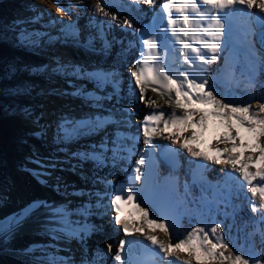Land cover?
Segmentation results:
<instances>
[{"label":"snow or ice","instance_id":"snow-or-ice-1","mask_svg":"<svg viewBox=\"0 0 264 264\" xmlns=\"http://www.w3.org/2000/svg\"><path fill=\"white\" fill-rule=\"evenodd\" d=\"M127 2L131 5H153L155 0H127ZM55 3L57 10L62 14L61 22H63V16L71 17L74 10L82 7L79 4L61 3V0H55ZM108 7L109 5L103 3V0H96L93 6L94 14L105 17L109 28L119 27L125 31L130 30L134 34L139 45V58L135 60L134 70L131 71V77L135 81L132 92L136 94L137 101L153 109L143 118L145 151L135 160V167L131 169L129 180L142 187L147 184L152 167L151 149L157 147L152 137L159 135L169 139L174 145L178 144L193 158L231 166L233 172L239 173V177L231 176L229 173L225 176L233 180H242L243 183L240 186H247L248 192L251 193V212L264 213V102L258 103L256 111H253V105L246 101L222 99L220 98L222 93L214 87V82L210 83L202 75L206 71L204 65L216 63L217 54L224 46L226 32L231 34L232 20L238 13L247 17L250 27L255 25L261 29V40L264 43V15H260L264 13V0H162L159 5V16L151 25L143 27L136 26L137 21L131 15L121 18L117 13L107 11ZM253 8L259 9V13L251 12ZM66 34L73 37L79 36V31L74 27L71 19L67 24ZM117 42L115 37L111 40L102 37L101 50L107 52ZM121 47H123L122 44ZM251 55L260 56L259 67L261 73H264V52ZM74 72L93 79L98 86L112 85L113 95L106 99L120 105L119 80L115 71L96 69L86 72L76 67ZM248 84L252 88L256 87L255 74L249 73ZM148 88L158 93L172 111L160 110L155 100L146 98ZM95 99L99 100L98 97ZM130 111L131 109L116 107L113 109V118L110 120L91 117L78 121L61 119L56 126V137L63 142L103 131L109 126H116L117 131L112 136L101 141L99 145H93L90 151L79 154L80 159L93 162L97 168L105 167L109 159L115 164L127 158L125 153L130 156L132 151L127 145L129 138L119 132L123 114ZM117 115L119 119L116 118ZM210 118L219 121V126L225 129L221 139L215 142L216 145L224 144L225 147H215V155L196 150L195 141L198 138L196 132L186 134L191 128H202ZM165 133L167 136H164ZM170 151L175 152V150ZM166 159L170 157L166 156ZM37 163L40 162L37 161ZM203 167L205 166L196 164L191 169L193 183L197 181L199 170ZM256 181L261 183H255ZM102 183L108 185L112 182L104 179ZM139 191L140 189L135 188L133 184L122 185L116 194L110 197V206L114 209L112 219L116 225L121 226L126 237L130 236L134 230L149 241L154 246L153 252L156 257H159L160 264H176L169 257L175 255L177 250L186 252L191 259L197 261V264H264V260L258 256L246 254L240 249L233 251L235 245L232 248L229 247V242L219 223L214 224L208 231L197 225L187 231L183 238L173 236L170 231L172 225L165 223L166 217L150 218L149 209L140 206L137 202ZM127 203H132L143 221L161 229L168 237V242L165 243L150 231H145L143 226L136 224L130 226L129 221L119 214L120 205ZM99 206L101 205L97 204V207ZM42 209L45 212L43 230L53 239L71 237L84 243L86 237L96 231L95 226L89 227L86 224L73 227L66 209L47 205L43 201H35L23 215L17 214L6 222H0V239L14 233L26 218ZM88 213V208H82L79 214L83 217ZM261 219L264 220V217ZM132 243L140 244L142 241L127 239L119 241V247L114 256H111L112 264H128L124 253L126 245ZM261 243L264 245V238ZM156 248L159 249L158 252H155ZM108 251L111 254V244L108 245ZM37 253L39 255H36ZM32 254L36 255L35 264H69L67 261L58 260L50 251L44 249H34ZM91 264H95V261Z\"/></svg>","mask_w":264,"mask_h":264},{"label":"rangeland","instance_id":"rangeland-1","mask_svg":"<svg viewBox=\"0 0 264 264\" xmlns=\"http://www.w3.org/2000/svg\"><path fill=\"white\" fill-rule=\"evenodd\" d=\"M49 1L55 2V0ZM45 2L47 3V1ZM95 2L96 0H86V4H84L80 11L81 16L77 15L79 14V10H74L71 17H66L63 25H67L71 19L74 22V27L76 29L81 27L94 28L95 26H99L100 23L96 22V20H94L93 16L91 15L93 6L90 7V3L93 4ZM109 2L110 0H103V3L109 5L108 9H110ZM61 3L67 4L73 2L71 0H61ZM40 9L41 7L36 2V0H0V50L11 56V62L14 69L12 83H14V86L16 85L15 87L13 86V88H11V95L4 99L7 103L14 105L15 108L8 114L5 113L2 115L0 118V121L5 122V124H0V154L2 155V162L0 163V217L1 211L7 207L6 205L7 200L9 199V194L12 192V187L14 186V172H20L24 175L23 178L25 181L35 184L38 188L43 189L44 191L54 190L58 195H60L61 206H63L62 209L67 210L69 220L72 222L73 227H76L78 224H86L89 227L95 225V228L97 227V232L94 231L91 235L86 237L84 243H81L75 239H71L69 244H67V246L65 245L66 247L59 248V245L55 243V241L49 245L52 255H55L58 260L67 261L69 264H91L92 261H95L94 257L98 253L101 254V250L96 246L99 242L98 236H115V242L123 239L119 236V232L120 234L122 233L121 236H125L121 226L116 225L112 219L113 214L110 213L107 204L103 206L101 202L105 201V203H107L108 198L105 197V195L108 191V188L110 187V184L105 185L102 183V181L107 179L108 181L112 182V185H114V181L117 180V167L120 166L122 162L124 163L125 159L127 158L117 161L115 164H113L111 159H109L106 162V166L102 167V170L100 173H98L100 178L95 179L96 173L93 170V162L80 159L79 150H77V154H74L73 152H75V149L72 150V142H70V145L67 146L68 141L61 142L56 137V126L58 122L61 121L56 120L58 114V101L66 105V100L71 98H84V104H87L86 106L88 109L96 113V115L91 114L87 117L100 118L102 120L112 119L113 109L116 107L131 109L130 112H125L123 114L125 121L136 119V114L139 111H137V109L131 103L126 102L123 99L130 90V87L127 83L128 81H124L121 84V86L123 85L122 88L118 87L120 105H116L114 101H109L106 99L108 96L113 95L112 85L98 86L93 79H90L89 81L94 85L93 90L86 93L77 92V94H74V97L72 96L74 92H72V89H67L65 84H85V82H87L81 76L79 78L74 72L76 67L82 68L86 72H92L96 69H110V65L116 61L114 56H116L118 51L116 50L117 53H112L111 56L109 54L108 56L110 57H108L105 51L102 53L101 51L99 52L98 49L92 51L86 48V46L82 45L80 41L82 35H79V38L67 35L66 29L59 27H56L57 30L53 28L51 31H47L43 27V24L46 23L44 22L45 19L43 18L44 9H42L43 11ZM115 9L118 8L115 7ZM19 10H24V12L19 13ZM45 11L53 21L55 15L53 11L52 14L48 8L45 9ZM103 23L107 25V23ZM83 32L85 31L83 30ZM111 32L112 30H110L109 33ZM35 38L40 40L37 45H35ZM71 38H73V40ZM97 42L100 43L98 40ZM58 47L69 48L71 50H68L69 53H66V56L64 55L65 59H56L55 52H58ZM77 49L88 53L90 55V59L81 60L76 57V55H73V51ZM262 50L263 49L260 48V51ZM60 52H63V49H61ZM32 56H35L36 58L32 59ZM106 57L108 59L107 62H105ZM27 58L28 60H32V62H26ZM54 62L56 63L54 64ZM58 62L62 63L59 64ZM236 66L234 69L229 71L226 79L223 80L224 83H227L230 79L233 81L236 80V77H238L239 74L243 75V68L240 71ZM125 67L128 66L120 65V69L111 70L117 73L120 81L124 79L126 80L127 73L123 72L128 70L127 72L129 73L133 70L130 68L126 69ZM120 70L122 74L120 73ZM122 70L124 71L122 72ZM261 74L262 73L260 71L259 75L261 76ZM243 76H246L245 73ZM132 80L135 82L134 78H132ZM258 80L260 83L264 81L262 78ZM19 83L22 84V87H20ZM125 83L127 85H125ZM129 83L131 84V82ZM64 87L66 89H64ZM216 89L217 91L220 90L219 87ZM223 92L227 96L230 95V91L228 89L223 90ZM245 94H248L250 101H256L257 103L264 102V97L257 98V92H248ZM260 95H264V89L260 92ZM52 96L58 98L57 101L54 100L55 98ZM90 97L92 99H89ZM97 97L100 101L95 99ZM150 98L156 102L160 101H158L156 96L152 93H150ZM96 102L100 105L98 106ZM93 104L95 105L93 106ZM116 118L119 119V116L117 115ZM125 121H123V119L120 120L119 132L125 137L129 138L127 140V145L132 149L131 152H134L135 141L133 142V140L136 134V127L135 125L131 124H129L127 127L124 126ZM26 126H36L37 129H40L41 131H37L35 133L30 132L29 129H24ZM203 128L204 130L207 129V125L205 124ZM116 131V126H109L103 131H97L95 133L83 135L75 139H77L79 142V149H81V146H84L86 147V151H90L93 145H99L101 141L112 136ZM87 136H93L95 141L94 144H85L84 139H87ZM142 140H144L143 135ZM166 141L170 144L169 140ZM34 146L38 147V149H40V151H42L47 156L51 154L57 158L55 161H53L54 166L51 169L52 174H50V176L46 179V182L43 181V185H41V183L38 181V177L35 175L33 166L31 165V161L29 159L31 156H33L32 148H34ZM89 147L91 148L89 149ZM69 149H71L70 153ZM196 150H199V147H197ZM124 155L127 157L129 154L125 153ZM70 169L72 170V174L70 175L71 180L66 183L65 176L62 180L63 184L60 183L58 173L62 171L67 172V170L70 172ZM73 179L78 180V184L75 186L78 187L79 190L77 189V191L74 192L63 191L61 193L62 190H65L68 187H75L73 183H71V181L73 182ZM259 183L261 182L259 181ZM66 184H68V186ZM95 186L99 190L98 194H96L97 191H94L95 193L91 191V189ZM100 198H102V200ZM203 202L204 201H201V204L199 205L200 210L205 208V204L202 205ZM220 202L221 201L218 200L214 204H206V211L209 212V214H215V222L209 223L206 221L203 225L206 231H208L214 224L219 223L224 236L229 242L230 248H232L230 246L232 240L230 236L232 235L234 238H238V232L243 231L247 236V241L250 243V245L248 248L236 247L233 249V251L240 249L244 253L250 252L247 254L258 256L260 259L264 260V245L261 243L262 238L264 237H262L260 234L261 232H251L249 212L247 209H244L245 218L241 214V218L239 215L235 219L237 222L236 226L233 224L235 217L234 214H230L231 210L226 207L224 202ZM97 204H100L101 206L97 207ZM234 205L238 207V213L240 214L241 204ZM82 208L89 209V213L83 217L79 214ZM200 210H196L194 216L197 213L198 215L201 214L202 219L200 220L199 217L198 219H193L194 216L189 219L186 224L185 235L187 230L190 231L191 227L195 226L196 222H198L196 224L198 225L201 224L202 220H205V216ZM220 211L222 212V215L219 216L218 213ZM222 218H225V221L222 220ZM87 219L88 222H86ZM138 219V226H143L145 231L151 232L155 230L157 232V238L163 240L161 236V230L159 228H156L154 225L147 224V222L142 220V216H138ZM101 221H103V225H101ZM115 247L116 246H114V248ZM23 248L24 245L20 243L19 237H15L10 234L9 236L0 239V264H8L10 263V260H19L26 264H35L36 255L32 254L31 257L26 255V252H23L22 250ZM57 249H59V251H57ZM37 255L39 254L37 253ZM180 256L181 258L177 257V259L180 261V264H184L186 261L188 264H191L189 257L183 254Z\"/></svg>","mask_w":264,"mask_h":264},{"label":"bare ground","instance_id":"bare-ground-1","mask_svg":"<svg viewBox=\"0 0 264 264\" xmlns=\"http://www.w3.org/2000/svg\"><path fill=\"white\" fill-rule=\"evenodd\" d=\"M45 1H47V3H49V4H47ZM71 1L75 4L81 5L82 7L84 6V4H86V0H71ZM155 1H157V0H155ZM36 2L40 5L41 11H43L42 9H44L43 18L45 19L44 22H46V23L43 24V27L47 31L48 30L51 31L53 28L56 29V27L66 29L67 25H63V23L65 22L64 20L66 19L67 16H63V22L60 21V17L62 14L57 10L55 2H50L49 0H36ZM126 2H127V0H110V2H109L110 9L106 8V10L110 11V12L115 11V13H117L121 18H123L125 15H131L137 21L136 26H139V24H141L142 22L145 21L144 17H146V12L150 8L151 5H143V4L131 5L128 2L127 3ZM95 3H93V4L90 3V7L94 6ZM106 3H108V2H106ZM113 5H116L115 7H117L119 10L115 9V7ZM119 5H124V7H119ZM47 8L49 9V11H51V14H52V11L55 14V15L53 14L54 15V19L52 18L53 21L51 20V18L49 17L47 12L45 11V9H47ZM81 8L79 9V14H77V15L81 16V13H80ZM253 10L255 12H259V9H256V8H253ZM23 12H24V10L23 11L19 10V13H23ZM91 13H92L91 15L93 16L94 20H96V22L100 23L98 28L96 29V32H99V33H98L97 37H95L96 38L95 41H97V40L100 41L101 47H102V44H101V38L102 37H107L109 40H111L113 37H115L116 41H119V39L122 38L123 42H125V44H127V46L122 44L123 47H121V44H119V42L114 43L112 45V48H111L112 51H114L113 47H115L116 44H119V47H120V51L115 56L116 61L112 64V68L114 70H116V69L118 70V69H120V65H122V66L127 65L128 66L127 68H130V69L133 68V70H134L135 60L138 58H137L136 53L133 50L134 46H131V31L130 30L125 31L124 29H121L119 27L109 28L107 25H105L103 23V22L107 23L105 17H103L102 15L94 14V8L92 9ZM262 14L264 15V13H262ZM39 26H40V24H39ZM254 28L257 30H261L259 27L255 26V25H254ZM83 30L88 32L86 29H83ZM110 30H112L111 33H109ZM35 39H36L35 45H37L40 40H38L37 38H35ZM71 39L73 40V38H71ZM256 42L257 43H255V44H257L259 46V48L263 49L262 51H259V49L257 47V51L260 53L264 52V43H262L261 36H260V38H258L256 40ZM61 49H63V52H60ZM255 49H256V46H255ZM68 50H70V49L58 47V52L57 51L55 52L56 53V59H58V60L65 59L64 55L66 56L69 53ZM73 55H76V57H78L81 60H89L90 59V55L88 53L81 51V50H78V49L73 51ZM217 55H218V59H217L215 64L205 65L207 74H206L204 79H208L210 81V83L214 82L215 88L219 87V89H220L219 92L222 93V96L220 98H222V99L227 98L228 100H236V101H242V102L246 101L248 103H251L253 105V111H256V105L258 103L256 101H250V99L248 98V94L246 95L245 93L257 92V98H263L264 97V95H260V92L263 91V89H264V81H262L260 83L258 80L260 78L264 79L263 73L261 74V76L259 75V77L257 78L256 87L255 88L250 87L248 84V76H249V73H251V72H249L247 70L246 65L244 66L243 63L239 62L241 60H237L236 54L235 53L233 54L228 49L227 35H225L224 46H223L221 52L218 53ZM31 58L35 59L36 57L32 56ZM26 62H32V60H30V59L28 60V58H27ZM55 63L56 62H54V64ZM58 63L61 64L62 62L61 63L58 62ZM235 66L240 71L243 68L242 71L245 73V75L247 77L243 76L244 73H243V75L239 74V76L236 77V80L233 81L232 79H230L227 83H224L223 80L226 79L229 71L234 69ZM256 74L257 73H255V75ZM87 78L85 77V79L87 81H89ZM117 78H118V76H117ZM124 81L131 82V84H129L130 85V92L135 97L136 94H134L132 92V89L135 86V84L132 81L131 72H129V73L127 72L126 80L124 79V80L120 81V79H119V85H121ZM85 84L84 83L83 84H80V83L70 84L69 83L68 85L65 84V87L69 90L72 89V92H74L72 94V96L74 97V94H77V92H79V93L85 92L86 93V92L91 91L93 89L92 85H89L88 82H85ZM125 85H126V83H125ZM62 87H63V85H62ZM65 87H64V89H66ZM226 89H228L230 91L229 96H227L223 92V90H226ZM137 92H138V89H137ZM242 92H244V93H242ZM80 95L83 96L82 94H80ZM147 97H149V91L146 89V98ZM53 98H55L54 100H56V101L58 99L56 97H53ZM131 98L133 99V97H131ZM83 99L84 98H82V99L81 98L80 99L71 98L69 100H66V102H65L66 105H64L58 101V105H57L58 114H57L56 120L59 121L61 119H67L70 121H72V120L74 121V120H79V119L80 120L87 119L88 118L87 116H89L91 114L96 115V113H94L93 111L88 109V107L86 106L87 104L86 105L84 104ZM70 101H72V102H70ZM98 101H100V100H98ZM96 104H98V106L100 105L97 102H96ZM156 104L159 106L160 110H164V111L169 110L168 112L172 111V108L168 107L164 102L163 103L157 102ZM94 105L95 104H93V106ZM134 105L136 106V109L138 111H141V110L145 111V110L149 109V107H151V106L145 107V105L143 103H141L137 100H136ZM150 109H152V107ZM110 116H112V115H110ZM91 118L95 119L94 117H91ZM219 124H220L219 121H214L213 119L210 118L206 122L207 129L204 130L203 127L202 128H191L189 133H186V134L190 135L191 132H193V131L196 132L198 134V138L195 141L196 148L199 147V151L206 152V153H209L211 155H215L216 154L215 153V147H219V148L225 147L224 144L216 145V143H215L217 140L221 139V134L225 131L224 127L219 126ZM24 126H25V124H24ZM26 128L29 129V131L33 132V133H35L37 131H41L40 129L38 130L36 126L35 127L26 126L24 129L27 130ZM164 136H167V133H165ZM152 138L155 140V142L154 141L153 142L155 145H157L156 148L158 151L165 150V149H162L163 144L166 140H169V139H166V138L159 136V135H154ZM84 140H85V144H88V145L89 144L92 145L95 142L93 136H91V137L87 136V139H84ZM67 141H68L67 146L70 145V142H72L71 147H72V150L75 149L74 150L75 152H73L74 154H77V150H79V154L83 153L84 150L86 151V147H84V146L83 147L81 146V149H79L80 145H79V142L77 141V139L74 138V140L72 139V140H67ZM140 141H142L143 147H144L145 146L144 140L139 139L138 142L140 143ZM133 142H134V140H133ZM36 146H34V148H32L33 149V152H32L33 156H31L29 159L31 161V165L33 166L34 173L38 177V181L41 183V185H43V183L46 182V179L50 176V174H52L51 169L54 166L53 161H55V159H57V158H55L51 154H49L47 156L42 151H40V149H38V147H36ZM174 146L177 147L178 144H175ZM90 148L91 147H89V149ZM70 151H71V149H69V153H70ZM224 155H226V154H224ZM180 159L182 161H184V159H185L186 161L192 162L193 160L199 159V158L191 157L190 154L186 150L181 148ZM37 161H39L40 163L38 164ZM127 163H128V157H127V159H125L124 163L122 162L121 165L117 167V172H116V174H117V180L116 181H118L117 184L120 183V185H122V184H125V182H126L127 172H126L125 165ZM123 164H125V165L123 166ZM207 165H208V168L212 171L215 170L216 168L218 169V172L221 174V176H223L221 181H226L225 180V174L226 173H229V174L236 173V172H233L231 166H229V165L213 164L209 161H207ZM93 170L96 173L95 179L100 178L98 176V173H100V171L102 170V167L97 168L94 165ZM169 170H171V169H169ZM212 171H211V174L213 173ZM170 172H171L170 177L179 183L180 179L175 176V175H177V174H175V170L172 169ZM71 174H72L71 169H70V172L67 170V172L62 171V172L58 173V176H59L58 178L60 179L59 182L62 183V180L65 176H66V178H65L66 183L69 182L71 180V178H70ZM165 174L166 173H164V175ZM237 175L239 177V173H237ZM23 177H24V175L22 173L16 172V171L14 172V186L12 187V192L9 194V199L7 200V205H6L7 207L4 208L3 211H1L0 222H6L17 214L23 215L25 213V211L28 209V207L30 205H32L33 202H35V201H43L47 205L54 206V207H57L60 209L63 208V206H61V197L54 190L44 191L43 189L38 188L35 184L30 183L29 181H25ZM240 181H242V180H240ZM71 183H73V185L75 186L78 184V180L73 179V182L71 181ZM255 183H259V181H256ZM68 184H66V185L68 186ZM224 185L226 187V182L224 183ZM71 187L70 188L68 187L65 190H62L61 193L63 191H66V192L73 191L74 192V191H77V189H78V187H76V186L74 188H71ZM225 187H223V189H226L225 194L220 193V196L223 198V202L225 203L226 207L229 210H231L230 214H234V216H235L233 224H235L237 226V222L235 221V219L239 215L241 218V214H242V216H244L245 215L244 209L246 208L247 211L249 212V223L251 224V226H250L251 232L252 231L257 232V233L261 232L260 233L261 235L264 234V220L261 219V217H264V213H259V212L252 213L251 212L250 205L252 202V197H251V193L248 192V190H247V186H245V188H240L239 184H235V185H233V190H231L230 192L228 191V187L227 188H225ZM182 190H183V188H182ZM91 191L92 192L97 191V193H98L99 190L95 186L91 189ZM179 197H181V200H182V198L184 197V194L180 195V193H179ZM210 199H213V200L215 199V202H217L215 197L211 196ZM258 199H259V197L257 196V198H256L257 202H258ZM202 204L203 205L205 204V208H202V210H200V209L199 210L204 214L205 220L201 221L202 225L198 224L201 227H203V225L205 224L206 221H208L209 223L215 222L214 221L215 220L214 219L215 214H209V212L206 211L207 201L204 200V202ZM234 204H241L240 214L238 213V207H236V205H234ZM189 208L190 207H187L185 209V212H184L186 214V216H185L186 219L188 218L187 217L188 216L187 210H189ZM195 210L196 209L192 208L190 211V214L195 213ZM212 211H214V210H212ZM149 212H150V217H156L157 218V216L155 214H153L152 211L149 210ZM112 214L114 215L113 212H112ZM119 214L123 219H126L127 221H129L130 226L132 224H136V225H137V223L139 224L138 217L131 215L130 212L119 213ZM218 215L219 216L222 215V212L220 211L218 213ZM244 218H245V216H244ZM199 219L201 220L202 217L201 218L199 217ZM44 220H45V212L43 209L40 211L34 212L30 217L25 219V221L22 223V225L16 231H14V233L11 234L12 236L20 238V243L22 245H24V248L22 249L23 252H26L25 254L30 256V257L32 255L34 249L40 248V249H44L46 251H50V253H51L49 245L54 243V241H55V243H57L59 245V248H61V247H66L67 244H69L70 240L72 239L71 237H65L63 239H59V238L53 239L50 234H46L45 231L43 230L42 225L44 223ZM222 220L225 221V218H222ZM86 222H88V219ZM187 222H188V220L183 221L184 224L182 223V225H181V232L178 235V237L183 238V236L185 235ZM197 223L198 222H196V224ZM196 224H195V226H197ZM152 230H154V229H152ZM154 231H151V234L156 236L157 232L156 231L154 232ZM205 231H206V229H205ZM238 233H239V235H237L238 238H234L232 235L230 236L232 239L230 246L232 247L233 245H235V248L236 247L248 248L250 243L247 241V236L245 235V233L243 231H240ZM121 235H122V233L120 234V232H119L120 237H122L123 239L126 238V236H121ZM161 236L163 238V241H165V243H167L168 237L165 236V234L162 230H161ZM128 237L131 238L132 240L133 239L134 240H145L141 234L136 233L134 230L132 231V234ZM98 239H99V242L96 246L101 250V254H98L95 256L96 260H97L96 264H107L108 263L107 252H109L108 251V245L111 244L112 249H113L115 246L116 237L115 236L113 237L112 235H106V236H98ZM147 242H149V241H147ZM173 242H175V240ZM57 251H59V249H57ZM245 253L247 254L250 252H245ZM181 254L189 257L186 252H181V251L177 250L175 255L169 257V259L175 261L176 264H180V263H178L179 260L177 259V257L181 258V256H180ZM189 259H190L191 264H197V261H195L194 259H191L190 257H189ZM182 261H183V259H182ZM8 264H26V263H23L19 260H10V263H8Z\"/></svg>","mask_w":264,"mask_h":264},{"label":"trees","instance_id":"trees-1","mask_svg":"<svg viewBox=\"0 0 264 264\" xmlns=\"http://www.w3.org/2000/svg\"><path fill=\"white\" fill-rule=\"evenodd\" d=\"M13 71L14 69L11 62V56L0 50V118L2 115L5 113L8 114L15 108L14 105H11L4 100L6 97L11 95L10 91L14 86V83H12V78L14 77ZM19 85L22 87L21 83H19ZM0 124H5V122L0 121ZM1 156L2 155L0 154V163L2 162Z\"/></svg>","mask_w":264,"mask_h":264}]
</instances>
